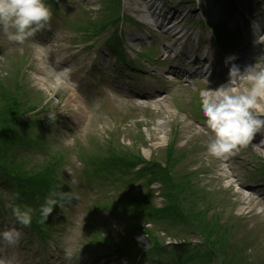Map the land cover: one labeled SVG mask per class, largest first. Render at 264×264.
<instances>
[{"label": "rangeland", "instance_id": "374dc122", "mask_svg": "<svg viewBox=\"0 0 264 264\" xmlns=\"http://www.w3.org/2000/svg\"><path fill=\"white\" fill-rule=\"evenodd\" d=\"M47 1L55 20L46 33L20 45L8 41L0 32V181H4L1 174L5 173L20 181L21 202L33 209L34 219L54 232L55 239H43L36 229L29 235L26 231L30 227H21L14 218L9 225L0 218V230L17 227L22 232L14 245L0 242V264H62V257L71 264H117L120 262L115 257L102 260L93 252L131 255L163 243L166 250L159 254L161 264H174L176 258L185 264H264V202L259 200V194L242 186H262L264 152L258 154L240 146L230 154L231 158L227 156V162L223 157L210 156L207 144L212 135L202 113L198 114L201 110L197 99L211 98L218 94V88H209L203 80L196 79L188 85L182 75L174 76L176 71L183 73L186 48L195 50L201 44L209 54L222 55L216 43H211L216 21L236 34V40L232 39L237 45L230 54L241 57L239 65L264 70V65L258 68L254 62L264 60V41L260 38L264 36V0H160L161 5L164 1L168 9H173L174 16H169L190 37L188 47L184 44L186 36L174 39L171 34L175 31L163 34L151 28L141 0ZM55 8L57 11H52ZM115 12H124L129 18L124 17L122 23L119 20L121 26L116 30L104 26L113 21ZM118 35L119 44L114 46L117 61L123 65L126 62L125 66L135 72L134 78H118L121 75L113 71L116 59L104 53ZM224 54L227 59L229 55ZM66 68L71 69L68 79L61 76ZM92 72L96 74L93 78ZM217 76V86L223 80L219 88L227 84L229 75ZM248 87L246 79L233 85L239 91ZM134 90L153 95L139 98ZM8 99L21 107V117L16 122L10 120L8 112L14 104H7ZM260 103L264 107V101ZM49 112H54L58 120L51 127L55 138L52 146L80 142L77 150L90 155L92 164L98 158L99 166L106 171L101 179L98 175L89 181L84 179L86 186L79 192L76 187L77 198L71 201L76 205L66 212L62 234L57 227L52 230L51 219L42 222L37 198L32 195L35 189H40L42 195L59 190L53 172L56 162L41 156L38 147H31L28 155L21 158L15 143L23 137L16 139L13 134L14 128L23 131L17 125L20 121L30 119L34 124L37 119L48 120ZM27 143L23 149L34 145ZM77 150L71 149L63 167L68 177L72 168L80 170L75 184L80 182L84 167ZM128 161L149 164L163 180L158 181L162 193L156 192L154 203L166 207L182 200L185 206L195 204L210 209L223 231L212 229V215L202 216L203 235L192 228L180 232L179 225L167 220L163 229L157 228L158 232L145 231L135 224L129 210L122 214L117 209L116 215L112 214L117 206L112 201L131 192L130 188L126 191L121 168H115ZM9 192L4 191L9 198L0 192V199L12 201ZM95 204H102V209L93 207ZM110 214L121 217L125 231L115 227L117 222ZM204 225L209 228L204 229ZM190 242L195 245L188 246V251L182 249ZM175 243L183 246L171 247Z\"/></svg>", "mask_w": 264, "mask_h": 264}, {"label": "clouds", "instance_id": "9594fccd", "mask_svg": "<svg viewBox=\"0 0 264 264\" xmlns=\"http://www.w3.org/2000/svg\"><path fill=\"white\" fill-rule=\"evenodd\" d=\"M51 16L52 12L45 0H0V32L8 41L16 44L23 45L45 29ZM227 59L232 60L234 57ZM70 73L71 69L66 68L61 76L68 79ZM241 79H246L250 84L244 91L233 88ZM261 101H264V70L241 74L235 66L231 67L227 84L218 88V94L204 99L201 104L204 123L212 135L207 144L210 156L221 158L232 154L240 146L246 145L253 134L264 126ZM47 119L50 123L54 122L56 114L49 112ZM74 198H77L74 192L51 191L39 209L42 222L48 219L54 206L60 207V201ZM11 215L17 224L27 228L32 223L33 209L12 205ZM21 238L22 232L15 227L0 230V242L14 245Z\"/></svg>", "mask_w": 264, "mask_h": 264}, {"label": "trees", "instance_id": "16d2710c", "mask_svg": "<svg viewBox=\"0 0 264 264\" xmlns=\"http://www.w3.org/2000/svg\"><path fill=\"white\" fill-rule=\"evenodd\" d=\"M11 103L14 104V106H13L12 111L10 109L8 113L10 114V117H11L10 120L12 122L13 121L16 122L21 117L20 116L21 107L17 105V103L14 100L11 101L8 99L7 104L11 105ZM44 123L45 121L43 119L35 120L34 124H32L31 121L29 120H27L26 122L20 121L17 125L20 126L23 131H18L16 128H14V131H13L14 137L16 139L18 137H23V139L16 140V143H15V149L17 150L19 154H21V158H23L24 155H28L29 153V152L27 153L26 151L28 149L27 147H24L23 149V146H28L27 142L35 143L34 145H31V146H36L38 143L31 137L30 132L32 131L34 132V129L39 126L44 127ZM55 165H57V163H55ZM136 165H137L136 162L128 161L123 166L119 165V166H115V168L117 169L121 168L125 170L130 169L129 178L131 180L132 178L131 172ZM151 166L152 168L154 167V165H151ZM145 171L152 175V179L163 181L162 179H159L157 175L151 171V169L149 168V164L144 169V172ZM53 172L55 173V169H53ZM141 174H143L142 170L139 172V175ZM18 182L20 183L19 180ZM39 193H40V189H35L32 195L37 196ZM126 202H127L128 210L130 211L131 215L134 216L135 221L138 219V222L140 223L139 225L142 227V229H145L144 228L145 223H153L154 228L163 227V225L166 224L165 221L167 220L170 223H174V224L184 227V229H189V226H190L197 232L205 235L201 230L202 216L212 215L214 217L213 215L214 213L210 214V211H211L210 209L199 208V207H196L195 204L185 206V203L182 202V200L181 201L178 200L177 204H170L169 206L161 207V208L154 205L152 203V199L148 195H139L136 199H133V200H130L127 198ZM216 221H218V217H214V219L212 218V224H213L212 229L216 230L218 228L219 232L223 231V228L219 227ZM205 228H209V226L204 225V229ZM145 231L158 232V229H156L155 231L152 229H145ZM158 245L160 244H156L154 246L158 248ZM190 245L191 244H189L188 246Z\"/></svg>", "mask_w": 264, "mask_h": 264}, {"label": "bare ground", "instance_id": "6f19581e", "mask_svg": "<svg viewBox=\"0 0 264 264\" xmlns=\"http://www.w3.org/2000/svg\"><path fill=\"white\" fill-rule=\"evenodd\" d=\"M142 1V0H141ZM162 21H164V20H162ZM180 34V32H177L176 34H175V36H177V35H179ZM241 68V67H240ZM241 69H244V68H241ZM249 71H260V70H258V69H250ZM248 82V81H247ZM263 107V106H262ZM260 134H259V131H256L254 134H253V136H252V138L249 140V142H251V143H253L254 145H253V148L255 149V151L258 153V154H261L263 151H264V145L263 144H261L260 143ZM243 184V186H244V188H246V189H249V190H252L254 193H262V187H258V186H251V187H249V186H246V184H244V183H242ZM263 198L261 199V200H263L264 201V196H262Z\"/></svg>", "mask_w": 264, "mask_h": 264}]
</instances>
